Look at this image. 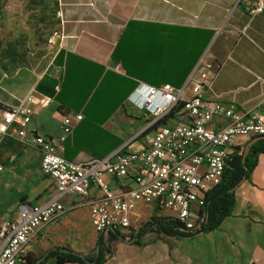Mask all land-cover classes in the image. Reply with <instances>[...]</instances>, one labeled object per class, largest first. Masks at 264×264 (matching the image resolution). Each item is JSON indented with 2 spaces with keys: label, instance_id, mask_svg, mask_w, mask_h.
I'll return each mask as SVG.
<instances>
[{
  "label": "crops",
  "instance_id": "crops-1",
  "mask_svg": "<svg viewBox=\"0 0 264 264\" xmlns=\"http://www.w3.org/2000/svg\"><path fill=\"white\" fill-rule=\"evenodd\" d=\"M57 1L63 40L50 63L12 74L0 67V123L5 109L31 93L49 100L44 108L34 105L27 128L33 135L56 140L65 116L83 115L65 143L67 160L87 162L148 145L154 131H145V111L130 101L140 84L186 87L188 100L191 74L196 79L206 74V97L246 116L264 114V13L250 14L253 0ZM223 123L218 117L210 126ZM29 139L0 137V220L15 219L23 204L59 199L69 207L79 201L59 198ZM80 211L43 229L35 243L47 246L46 252L73 246L89 256L97 243L95 229L87 246L69 243L83 236ZM200 234L189 239L146 234L140 245L109 240L103 264H264V154L237 189L232 215L217 230Z\"/></svg>",
  "mask_w": 264,
  "mask_h": 264
},
{
  "label": "built area",
  "instance_id": "built-area-1",
  "mask_svg": "<svg viewBox=\"0 0 264 264\" xmlns=\"http://www.w3.org/2000/svg\"><path fill=\"white\" fill-rule=\"evenodd\" d=\"M248 6L252 16L264 13V0H253ZM62 40L59 29L49 43L59 46ZM189 83L193 96L188 100L184 99L186 87L140 84L130 101L145 111V131H154L148 145L138 151L123 148L106 158L80 163L67 160L63 153L83 115L65 116L62 135L54 140L27 129L35 115L34 105L44 108L48 98L31 93L17 106L5 109L0 137H29L26 142L40 151L41 171L52 180L59 198L76 197L79 201L69 207L59 199L44 205L23 204L15 219L0 220V264H23L43 229L83 207L89 210L95 232L104 237L118 232L126 241L133 240L137 231L134 221L145 218L143 213L149 207L161 213L156 216L176 222L185 233L200 232L206 219L207 194L221 181L233 155L243 152L251 139L264 137V114L246 116L206 97V74L199 79L191 74ZM218 117L224 123L211 127ZM168 121L172 124L167 125Z\"/></svg>",
  "mask_w": 264,
  "mask_h": 264
},
{
  "label": "rangeland",
  "instance_id": "rangeland-1",
  "mask_svg": "<svg viewBox=\"0 0 264 264\" xmlns=\"http://www.w3.org/2000/svg\"><path fill=\"white\" fill-rule=\"evenodd\" d=\"M59 24L57 0H0V67L9 74L21 68L40 71L46 67L58 50L56 46L50 45L49 38L59 30ZM86 208L83 207L79 212L83 236L78 239L76 236L69 238L70 245L76 243L79 249L90 244L91 237L95 235L89 210ZM154 214L161 213L149 207L143 213L145 218L134 221L137 228ZM150 236L156 235L148 233L145 237ZM109 238V235L104 237L103 250ZM35 240L31 245V254L33 258H38L46 253L47 246L41 247ZM96 248L95 246L90 256L95 254Z\"/></svg>",
  "mask_w": 264,
  "mask_h": 264
},
{
  "label": "trees",
  "instance_id": "trees-1",
  "mask_svg": "<svg viewBox=\"0 0 264 264\" xmlns=\"http://www.w3.org/2000/svg\"><path fill=\"white\" fill-rule=\"evenodd\" d=\"M256 138L257 141L252 145L246 157L245 151L233 155L232 161L224 172L221 181L207 194L206 219L201 233L207 234L217 230L232 215L237 189L244 181L249 179V176L257 165L259 155L264 154V137L260 136ZM180 229V226L176 222L154 214L139 226L132 241L133 244L140 245L141 238L148 233L164 235L175 239H189L196 236L185 233ZM109 237L110 241H117L120 239V234L118 232H111ZM103 243L104 235L98 234L96 247L100 246V249L98 254L95 252L93 256H84L75 252L70 247H55L38 258H33L30 252L24 259L23 264H35L41 258H43L41 264H47L48 262H54L55 264H103Z\"/></svg>",
  "mask_w": 264,
  "mask_h": 264
},
{
  "label": "water",
  "instance_id": "water-1",
  "mask_svg": "<svg viewBox=\"0 0 264 264\" xmlns=\"http://www.w3.org/2000/svg\"><path fill=\"white\" fill-rule=\"evenodd\" d=\"M257 141V138H253L250 140V142L248 143V145H246L244 151H245V157L249 154L250 152V148L252 147V145ZM245 157H244V161H245ZM200 235H203V233H201ZM120 240L123 241V242H127V243H133V241H126L122 236H120ZM99 249H100V246H98L96 248V253L98 254L99 252ZM43 261V258L41 259H38L37 262L35 264H41V262Z\"/></svg>",
  "mask_w": 264,
  "mask_h": 264
},
{
  "label": "flooded vegetation",
  "instance_id": "flooded-vegetation-1",
  "mask_svg": "<svg viewBox=\"0 0 264 264\" xmlns=\"http://www.w3.org/2000/svg\"><path fill=\"white\" fill-rule=\"evenodd\" d=\"M137 230H138V228H137ZM132 241V240H131Z\"/></svg>",
  "mask_w": 264,
  "mask_h": 264
}]
</instances>
